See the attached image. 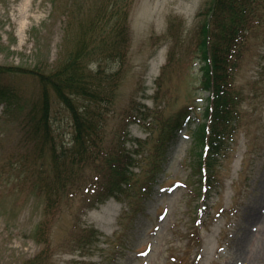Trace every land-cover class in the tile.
<instances>
[{"label":"rangeland","instance_id":"rangeland-1","mask_svg":"<svg viewBox=\"0 0 264 264\" xmlns=\"http://www.w3.org/2000/svg\"><path fill=\"white\" fill-rule=\"evenodd\" d=\"M210 2L0 0V86L15 92L11 106L0 102V264H264L262 29L250 31L234 75L238 130L216 173L217 191L203 194L190 167L191 129L209 96L200 89L197 45ZM92 21L100 37L120 45L116 58L86 63L88 73L101 65L112 90L101 106L99 144L54 161L51 147L75 152L74 123L51 94V139L41 145L29 137L27 117L42 99L39 71L61 64L81 24ZM139 109L147 119L133 120ZM180 112L188 123L157 159L162 125ZM125 133L130 151L145 141L132 185L122 202L98 204L105 154L123 148ZM147 183L155 185L145 198ZM91 229L99 242L79 247Z\"/></svg>","mask_w":264,"mask_h":264},{"label":"trees","instance_id":"trees-1","mask_svg":"<svg viewBox=\"0 0 264 264\" xmlns=\"http://www.w3.org/2000/svg\"><path fill=\"white\" fill-rule=\"evenodd\" d=\"M205 16L206 19L199 28L197 51L201 72L200 88L209 93V98L202 113L205 122L200 120L191 131L194 153L190 167L193 175L199 178L201 192L210 195L218 187L216 173L238 130L239 98L234 95L232 84L250 31L262 29L264 34V0H211ZM96 22L81 24L80 36L75 39L74 47L66 53L61 64L49 72L39 71L42 99L39 107L27 117L29 137L39 139L42 141L41 145L51 139V94L68 109L74 123L75 152L73 149L64 150L58 155L51 147L54 161L66 157L68 152H72L70 157L73 160L76 154L85 155L88 148L92 149L99 144L103 127L100 123L103 117L101 106L102 103L109 102L112 90L103 85L106 79L100 73L101 65L99 64L97 72L88 73L86 63L91 58H95L98 63L100 60L116 58L120 45L118 39L100 37L103 33L96 32ZM14 99V91L0 86V102L8 107ZM182 113L184 112L164 121L161 137L155 147L154 156L157 159H165L177 133L188 123V114L183 121L179 120ZM145 114V109H139L133 120L136 121L139 117L145 120L148 118V114ZM190 124L191 122L188 125ZM123 141V148L119 152L105 154L107 167L101 176L103 183L100 185L101 192L96 197L98 204L109 198L119 201L132 185L133 170L138 166L137 156L141 155L145 141H137L140 151H130L124 147V143L131 141L127 133L124 134ZM161 170L158 164L156 172ZM56 175L58 179L64 177L62 173ZM148 184L143 187L142 196L145 198V194L155 185ZM62 189L58 184L59 192ZM82 238V241H78V246H93L98 242V233L90 230Z\"/></svg>","mask_w":264,"mask_h":264},{"label":"bare ground","instance_id":"bare-ground-1","mask_svg":"<svg viewBox=\"0 0 264 264\" xmlns=\"http://www.w3.org/2000/svg\"><path fill=\"white\" fill-rule=\"evenodd\" d=\"M108 207H109V205H107L106 207H103L101 212H99V213H107ZM115 215H116V213L113 214V216H115ZM103 217L104 216H102L101 218H103ZM107 222L110 223L109 220H107Z\"/></svg>","mask_w":264,"mask_h":264}]
</instances>
